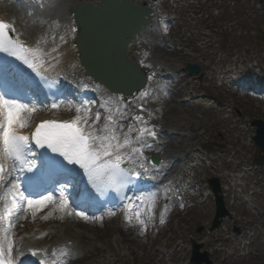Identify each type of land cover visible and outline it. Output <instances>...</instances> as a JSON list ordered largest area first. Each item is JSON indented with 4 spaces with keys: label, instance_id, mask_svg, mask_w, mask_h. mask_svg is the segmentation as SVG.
<instances>
[{
    "label": "bare ground",
    "instance_id": "1",
    "mask_svg": "<svg viewBox=\"0 0 264 264\" xmlns=\"http://www.w3.org/2000/svg\"><path fill=\"white\" fill-rule=\"evenodd\" d=\"M77 1L81 0H40L39 4L36 0H0V20L15 27L17 31L13 36L19 34L21 41L30 47L41 48L44 53L56 49L50 53L51 58L43 56V65L38 67L41 76L47 77L65 102L58 109H52L50 103L44 109H37L31 118V129L23 131H33L43 120H71L77 114L76 108L80 101H95L93 114L96 107L103 105L106 111H111L118 104H128L132 113L139 114V105L143 104L144 117L150 125L155 126L157 137L155 140L146 138L151 146L144 149L143 168L126 165L141 173L140 176L133 177L140 183L142 191L138 193L140 200L131 210L124 206H120L114 214H109V209L94 210L95 215L101 218L88 220L75 215L74 211L71 216L67 211L62 214L54 205H48L42 212L39 211L41 213L38 212L35 219L29 212L27 219L16 221L14 255L23 252L24 255L19 257L22 264H39L28 252V249L36 248L44 250L46 264H121L129 256L139 262L141 256L137 258V253L132 248H149L146 249V258L151 260L152 248H157V245H160L158 248H168L175 238L173 235L166 236L167 226L175 221V233L179 236L186 229L181 224L186 225L192 221L193 212L200 211L199 197H204V193L208 191V198H212L208 187L197 194L191 192L200 185V182L196 183L193 179L198 180L201 173L213 170L214 173H220L217 177L222 184L224 202L227 208L235 210V214L229 220L224 219V228L211 233L205 244L213 248L209 256L216 260L223 258L222 262L229 264L231 256L226 255L223 247L233 244L241 248L247 237V233L241 234L239 238L231 231L234 225L248 229L249 223L244 220L247 217V207L242 200V193L246 189L251 190L252 196H257L264 206V180L263 177L259 178L264 173V165L250 169L252 164L249 157L253 144L241 142L247 136L252 137V128L240 127L245 123V117L237 118L230 110L235 105V96H239L241 92L249 96L246 91L248 88L235 84L234 71L246 76L247 72L254 70L248 64L255 60L261 68L260 74L264 75V59L258 54L264 53V41L255 40V29L251 25L233 22L230 26L218 27L211 23L197 22L199 18L185 15V12L197 7L196 5L175 6L172 3L174 1H171L165 13L154 8L151 24L133 39L135 42L132 49L135 50L139 41H147L151 49L147 64L152 77L142 91L148 95L141 96V92H138L133 96L122 95L124 99L120 100V94L110 93L106 87L86 76L78 61V51L75 48L77 32L70 31L75 25L69 13L70 6ZM260 9L264 10V4ZM242 17L245 19V16ZM162 22H169V27L176 26L173 29L174 38L161 33ZM53 34L55 40L51 38ZM222 35H225L228 42H238L242 46L233 48L234 45L231 44L223 45L222 40L218 46ZM61 36L65 38L64 41L59 39ZM250 42L258 45L257 52L244 47L250 45ZM219 51L225 52L226 56L218 58ZM131 52L132 50L128 52L129 57L137 61ZM186 62L201 66L202 85L194 84L198 76L187 75L185 69L180 68V63ZM26 72L29 73L27 70ZM256 75L258 73L253 74ZM31 78L36 81L32 76ZM217 79L221 80L220 88L231 94L229 98L219 97L224 106H215L206 100L209 94L214 95L210 86L214 87ZM202 91L206 93L200 95ZM35 96L39 101L48 99V94L37 83ZM260 98L264 99L262 95ZM80 114L84 115L83 112ZM103 115L102 112V119ZM222 144L226 145L225 150H220ZM211 147L214 150H210ZM215 150L225 154L217 156ZM152 154L160 156L162 161L159 166L155 167L147 162L148 156ZM195 154L205 157L209 165L199 160V157L195 158ZM236 171L243 173L239 180L231 173ZM143 183L148 187H142ZM239 186L242 188L241 192L238 190ZM255 187L259 188V192L254 190ZM127 194L131 196L132 192ZM238 201L243 206L242 212H238ZM157 209L159 217L155 218ZM3 211V202L0 201V214ZM136 211L141 212V219H144L146 227L136 219ZM91 214L90 212L89 215ZM126 214L131 218L126 219ZM254 231L250 244L256 243L259 249L264 248L261 239L264 233L256 229ZM21 236L23 239H20ZM143 236L146 239L138 240ZM242 249L245 250V247ZM152 255L154 256L153 253Z\"/></svg>",
    "mask_w": 264,
    "mask_h": 264
},
{
    "label": "snow or ice",
    "instance_id": "2",
    "mask_svg": "<svg viewBox=\"0 0 264 264\" xmlns=\"http://www.w3.org/2000/svg\"><path fill=\"white\" fill-rule=\"evenodd\" d=\"M36 2L39 4L40 0ZM9 31L15 34L17 30L0 20V201L4 209L0 214V264H22L19 257L24 253L14 255V229L16 221L27 219L29 212L35 219L39 211L54 205L62 214L67 211L71 216L75 209V215L88 220L100 219L94 210L106 205H111L109 214L120 206L131 210L142 191L133 177L141 173L126 165L144 167V149L151 146L146 138L155 140L157 132L145 119L143 104L139 105V114L132 113L128 104H118L111 111L101 105L93 114L95 101H80L71 120H43L33 131H23L31 129V118L38 107L50 103L52 109H58L65 101L57 92L39 101L35 96L37 82L23 67L26 65L47 83L38 66L43 65V56L50 57L56 49L44 53L21 41L19 34L10 36ZM70 31L75 33L76 28ZM51 38L55 40V34ZM59 39L65 40L63 36ZM135 217L146 227L140 211L135 212ZM125 218L131 217L126 214ZM28 252L39 264H46L43 249L32 248Z\"/></svg>",
    "mask_w": 264,
    "mask_h": 264
},
{
    "label": "rangeland",
    "instance_id": "3",
    "mask_svg": "<svg viewBox=\"0 0 264 264\" xmlns=\"http://www.w3.org/2000/svg\"><path fill=\"white\" fill-rule=\"evenodd\" d=\"M137 1H143V0H137ZM173 1V0H171ZM170 3V0H160L157 3H154V5H156V7H160L161 11H165V9L168 7V4ZM181 4H185L184 2H180ZM187 3H195L197 5L198 8L194 7L193 9H191L189 12H185V15L191 16V17H197L199 18V20H197V22L202 21L204 24H215L218 27H227L230 26L232 24L233 21L237 20L239 25H251L255 30L258 29V26H262L264 28V17L261 19V21L258 20L257 17H255L254 15L251 16L250 18L244 19L242 17V15H245L246 17H248L251 12H250V8H256L258 7L257 2L253 1V0H237V1H230V0H188L186 2ZM234 4H237L234 6ZM255 5V6H254ZM216 6H219L221 10H223L221 15L219 14V10L214 8ZM200 7H204V10H201ZM254 14V13H252ZM214 16V18H213ZM257 16H264V14L262 13H258ZM260 19V18H259ZM194 22V21H192ZM176 26L171 28H168L167 31L163 30L162 32L164 34H168V35H172L173 37H175V34L173 33V29H175ZM254 30V31H255ZM253 31V32H254ZM189 35V34H188ZM221 40L223 41V45L226 44H231L234 45V47L239 48L241 45V43L238 42H228L227 40H225V35H222L219 37V42H218V46H220ZM255 40H257V37L255 38ZM250 45H245L244 47L250 49L252 52H257L258 51V45H252L253 43L250 42ZM220 49V48H219ZM136 50V51H135ZM135 50L132 49L133 53H136V57L140 60V61H145V60H149L150 59V55H151V49L149 48V46L143 42V43H139L138 45L135 46ZM155 53V52H154ZM226 53H223L222 51H219L218 53V57H223L225 56ZM261 57H263L264 59V53L263 52H259L258 53ZM135 57V56H132ZM138 60V61H139ZM188 62L186 63H180L179 66L185 67L187 66ZM256 65V62H252L250 64V66ZM145 68H147V66H145ZM201 75V73H200ZM195 83L200 86L202 84V78H199V80H195ZM218 84H216L214 87L210 86V90L211 92L214 94L213 96L217 95L218 97H222V96H227L228 98L231 96L230 93L225 92L223 89L219 88L217 86ZM203 94H205L206 92H202ZM211 95V94H209ZM259 93H256L255 91H251V94L249 96H246L244 93H240L239 96H235V105L234 108H232V111L235 113V115L237 116V118L244 116L245 117V123L241 124L240 127L242 128H249L251 127V123L252 120L254 119H262L264 120V99H261L259 96ZM207 100H211L212 103H214L215 105H223V102L219 101L218 102H214L213 99H211L210 97L206 98ZM230 105H232V103H230ZM44 109V107H40L38 110L40 109ZM205 120V119H204ZM208 122V121H207ZM252 128V134H254L255 132V127H251ZM221 135V134H220ZM249 137H247L245 140H241V142H246L247 139ZM212 150H214L213 147H211ZM221 150H225L226 149V145L222 144L220 146ZM220 153L221 155L225 154V152H217ZM261 155V152L256 149L254 146H252L251 148V155H250V163L253 164L254 167H261L262 165H258L255 163V159H257L259 156ZM264 165V164H263ZM216 175H219V173H216ZM264 174L260 175L259 178L263 177L264 180ZM214 177V173L212 170L207 171L205 173H201L198 180L200 181V185L197 188L196 192L203 190L204 187L208 184V179ZM196 181V182H197ZM226 185V184H225ZM258 202V205L257 203ZM198 203L200 204V211H195L193 212V214L191 215V219L192 221H189L186 225L185 224H181L183 225L186 229L184 231H182L179 236L178 234L175 233V221H172L171 224H169L167 226V232H166V236L170 237V236H174L175 238L173 239V241L170 243V247L168 248H163L165 255L162 254L158 248L160 245H157V248H152V253L154 254V256L151 253V257L149 259H147L146 257V249L149 248H132L133 250H135V252L137 253V258H139L141 256L139 260V262H135L134 258L129 256L127 258H124L121 262V264H144V263H149V264H187L189 262V258H190V250H191V243L192 240L199 242L202 244L203 248L201 250H206L207 252H211L212 251V247L207 246V244H205L206 238L210 236V234L212 233V231L209 230V228L212 225V221L215 215V207H214V201L213 199H206V198H199ZM196 207V206H195ZM243 206H241V204L239 203V209L238 212H242V208ZM256 209H254V208ZM251 208L252 210L248 207L246 212L247 217H245V221H251L253 224V227L248 224V228L249 230H246L243 227H239L234 225L231 228V231L234 232V234H236L237 236H240L241 233L247 232V235L249 236V232H252L251 234H253V231H251L250 229L255 228V226H263L264 224V206L261 203V200L258 201L256 199H254V205L251 204ZM254 209V210H253ZM192 212V209H190ZM42 212V211H41ZM39 212V213H41ZM38 213V214H39ZM228 213H230V217L228 216L227 219L231 218V214H235V210H233V208L230 207V209L228 210ZM203 214L209 215V216H204ZM37 215V214H36ZM157 217H158V212H157ZM166 223L168 222V220L165 221ZM223 224V222H222ZM221 224V226L223 227V225ZM172 226V227H171ZM220 226V227H221ZM219 227V228H220ZM199 228H203V231L199 232ZM224 228V227H223ZM238 228V231L236 230ZM236 230V231H235ZM262 232H264V229L261 230ZM183 237L184 239L182 240ZM140 239H146V237H139L138 240ZM262 240H264V237L261 238ZM236 243V242H235ZM234 243V244H235ZM244 243H247L246 246L247 248H245V252L246 255L240 256V254L244 253V251H237L234 254V249L236 248L235 245H226L225 247H223V249L226 250L228 255H231V260L229 264H264V248L259 249L258 245L255 244H251L250 245V238H246ZM181 244L178 248V245ZM245 246V244H243V247ZM181 247H185L182 248L184 250L180 251ZM248 247H249V251H248ZM145 250V252H144ZM175 250H178L173 256H171L170 254H172ZM247 252H249L247 254ZM143 254H145V260H143ZM211 261L214 264H224L223 258L220 260H216L214 257L211 258Z\"/></svg>",
    "mask_w": 264,
    "mask_h": 264
},
{
    "label": "water",
    "instance_id": "4",
    "mask_svg": "<svg viewBox=\"0 0 264 264\" xmlns=\"http://www.w3.org/2000/svg\"><path fill=\"white\" fill-rule=\"evenodd\" d=\"M146 4L137 5L132 0H98L80 1L73 4L70 13L78 29L76 47L79 60L87 74L95 81L108 87L115 93L131 95L141 90L146 83V76L137 63L127 56L130 40L138 35L142 28L151 21L152 10ZM113 69L118 70L113 71ZM191 72L198 73L197 65L188 67ZM120 89V91H114ZM257 135L253 140L258 148L264 151V122L254 120ZM264 155L257 161L262 162ZM158 161V158H153ZM217 204V214L211 229L220 224V217L227 214L222 197L218 195L220 185L217 179L209 180ZM201 245L194 243L192 261L194 264H212L207 252L198 253Z\"/></svg>",
    "mask_w": 264,
    "mask_h": 264
}]
</instances>
